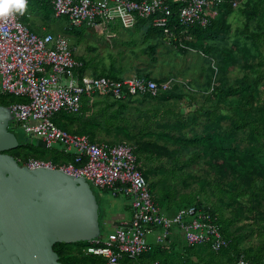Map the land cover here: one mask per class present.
<instances>
[{
  "label": "built area",
  "instance_id": "1",
  "mask_svg": "<svg viewBox=\"0 0 264 264\" xmlns=\"http://www.w3.org/2000/svg\"><path fill=\"white\" fill-rule=\"evenodd\" d=\"M55 17L79 27L87 23L99 32L110 30L118 20L126 28L155 27L168 42L191 40L190 28L207 27L223 5L238 9L243 0H47ZM29 0H27V3ZM143 21V22H142ZM178 29V33L175 31ZM111 33V32H109ZM113 34V33H111ZM190 49V48H189ZM83 62L75 48L61 33H39L19 13L0 19V93L18 100L6 105L18 124H24L30 137H39L43 146L72 161L52 157L28 156L19 160L31 169L57 168L75 178L109 190L113 195L131 198V219L117 227L105 240L92 239L87 254L101 256L105 264H126L152 249L149 239L162 244L176 225L190 246H209L215 253L229 248L232 239L222 233L218 217L206 206H182L168 215L155 199L148 180L137 165L135 147L126 142L93 141L87 134L72 133L54 118L60 114H79L84 99L93 95L123 100L128 96L157 95L168 90L176 78L157 82L142 76L122 80L82 72ZM35 121V124H32ZM158 228L157 233H153ZM151 264H161L154 260ZM234 264H249L243 253Z\"/></svg>",
  "mask_w": 264,
  "mask_h": 264
},
{
  "label": "rangeland",
  "instance_id": "2",
  "mask_svg": "<svg viewBox=\"0 0 264 264\" xmlns=\"http://www.w3.org/2000/svg\"><path fill=\"white\" fill-rule=\"evenodd\" d=\"M51 17L50 22L54 25L65 23L64 17L56 18L53 14ZM230 23L232 25L230 43L233 39H239L241 44L238 49L232 48V54L227 55L226 65L220 69L216 64L217 59L212 55L205 56L199 47L189 46L188 51L181 52L176 47L169 45L168 42L161 41L160 38L152 41L157 46H155L154 53H149L150 45L143 38L145 28L141 29L137 26L126 28L118 20H114L110 22L112 28L106 30L107 32L103 35H99L102 34L99 31H93L94 29L89 31L87 23L79 27H72L66 22L63 32H67L70 42L79 49V54L88 59L87 63L93 73L113 69L116 73L123 71L133 76L135 71H152L159 76L160 80L176 78L187 83V87L180 93L182 97L175 96L165 99L162 97L149 98L143 95L134 100L123 102L125 107H122V104L115 105L106 99L96 105L88 106L83 109L81 114L70 116L69 119L75 120L73 125L76 131L92 135L96 140L126 141L134 146L138 141L142 143L154 141L159 146L167 147L170 152L172 151L171 155L168 150H161L166 155H161L156 160L146 159L144 161L145 165L152 168L151 182L158 190L159 201L162 204H168L170 200H173L179 205L192 203L201 198L205 203L215 205L214 208L220 220H223L221 223L224 225V230L228 233L231 231L229 234H234L238 244H241V248L249 249L251 245L256 246L264 242V238L254 237L253 228L246 220V216L245 218H242L243 216L235 217L233 214V209L240 211L238 210L241 209L240 204L243 207L246 205L245 198L235 204L230 199V191L227 189L228 178L220 177L218 174L214 175L212 173L214 170L207 165L210 151L200 142L179 145L174 140L176 127L172 126V121L170 127L169 121L165 122L169 117V119L173 118L174 114L179 116L181 114L185 120L182 133L186 138H192L194 133L200 130L199 127L193 128L194 122L199 123L201 119L205 118L202 109L218 107L220 111L222 109L223 113L231 116V119L222 121L224 125L222 130L229 127L231 132L227 138V146L245 144L246 147H253L259 145L255 136L249 134L248 127L244 130L237 128L235 122L239 123L245 117L256 123L261 133H264V17L259 21H252L249 29L245 30V18L238 9L230 18ZM77 31L80 34L87 32L78 40L73 39L72 41L70 37ZM191 40L195 41L193 35ZM242 46H245L246 50ZM213 52L217 56L221 57L222 55L220 50ZM244 76H247L245 81H243ZM241 83L248 86V89L244 91V96L251 100L248 105H244V100L239 94L225 97H222L220 93L213 97L210 96L211 93L208 94L213 92L214 85L228 88ZM16 100L18 98L3 96L0 93V103L4 106L9 101ZM148 109H154L157 112H147ZM168 109L173 112L164 114L163 111L168 112ZM35 123L32 121V124ZM6 126L15 133L19 145L24 150L32 153L37 152L41 157L46 158L60 153L55 151L57 146L54 149H47L34 141L41 139L35 136L30 137L25 132L24 124H18L12 115ZM139 126H143L140 132L138 131ZM169 135H172L173 139H168ZM13 153L17 154L15 151ZM89 184L101 212L100 228L96 239L105 240L112 230L109 220L117 216L119 212L128 213L131 198L124 194L115 196L109 190L96 187L90 182ZM246 199L248 200L249 197ZM253 204H255L254 201ZM223 215H226L230 221L224 220ZM175 236L183 241H174L177 244L173 246L171 242L172 237ZM184 245L183 232L174 225L168 239L162 243V246L167 249L166 254L162 256V264L231 263L227 254L214 253L207 248H196L184 259L182 256L189 253ZM254 252H249L248 256L253 257Z\"/></svg>",
  "mask_w": 264,
  "mask_h": 264
},
{
  "label": "trees",
  "instance_id": "3",
  "mask_svg": "<svg viewBox=\"0 0 264 264\" xmlns=\"http://www.w3.org/2000/svg\"><path fill=\"white\" fill-rule=\"evenodd\" d=\"M48 4L49 2L45 0ZM50 10L52 11V8L49 4ZM242 15L245 18V30L249 29V25L252 21H259L261 18L264 17V0H243L242 5L238 8ZM238 9H234L228 4L223 5L220 8L219 14L212 19L211 23L207 27H200L198 25H195L190 28V32L195 37L194 40H183V42L188 46L193 47H199L203 54L205 56L212 55L214 58L217 59L216 64L217 67L220 69H223L226 65L225 61L227 58V55H231L233 49H238L240 47L241 41L239 39H233V41L230 43L229 39L231 36V29L232 25L230 23V18L233 16L234 12ZM53 13V11H52ZM54 15V14H53ZM143 22V21H142ZM141 28V27H139ZM142 29V28H141ZM178 33V29L175 30ZM160 35L162 36V31L160 29H157L155 27H149L146 28L143 32V38L152 39V38H159ZM169 43V42H168ZM152 44V43H151ZM169 45H172L176 47L181 52L188 51L187 48H184L179 45L177 41H171ZM231 47V48H230ZM233 48V49H232ZM243 49L246 50L245 46H242ZM155 45L151 46V50L154 51ZM214 50H220L221 57L216 53H214ZM219 52V53H220ZM243 53V52H242ZM227 69V66H226ZM101 75V74H99ZM110 77V76H108ZM114 79L122 80L117 77H112ZM146 79H153L157 82L164 81L157 78H150V76H145ZM247 79V76H244L243 81ZM166 80V79H165ZM183 81V80H182ZM187 87L186 82H175L172 84V87H170L168 90L160 91L157 95H151V94H145L144 96H147L149 98H165V99H171L175 96L182 97L181 92H183L184 88ZM213 92L211 93V97L221 94L222 97L225 96H231L235 94H239L241 98L244 100V105H248L251 103L250 98L244 96V91L248 89L247 85H244L241 83L238 86L223 88L220 85H214L213 86ZM143 95L138 96H128L126 99L123 100H115L111 96H100V95H93L88 99H84L83 109L88 108L90 105H96L97 103L101 101H105L106 99L109 101H112L113 104H122V107L126 106L123 102L134 100L136 98H139ZM1 104V103H0ZM118 105V106H119ZM151 108L153 106H150ZM81 111V113H82ZM147 112L155 111L154 109H148ZM172 110L168 109V112L163 111L164 114L171 113ZM177 112V111H174ZM79 113V114H81ZM79 114H60L54 118V120L62 127H64L66 130L72 132V133H79V134H85L82 132H78L75 130V126L73 125L75 120H70V116H76ZM173 114V113H172ZM171 114V115H172ZM202 114L205 116L204 119H201L199 123L196 121L194 122V127H199V132L196 131L194 133V136L192 138H186L185 134L182 133L184 122L183 116L174 114L173 118L165 120V122H168V125L170 127L171 121L172 126L176 127V131H174V140L176 143H179V145L187 144H195L197 142H200V144L207 148L210 152V157L207 160L208 167L212 168L214 171L212 172L214 175L218 174L220 177L228 178L229 180V186L227 189L230 191V199L237 204L240 202L243 198H245L244 203L246 204L244 207L242 204L241 209H238L240 211L234 210L235 217L243 216L242 218H245L248 221V223L251 224V227L253 228V235L254 237L258 238H264V133H261L259 126L256 125V123L251 122L247 120L245 117L241 122L238 123L236 121V127L242 128L243 130L248 127L249 134L255 136V138L259 141L258 146H249L246 147L245 144L238 145V146H227V138L230 136V128H226V130H222L224 125L222 124L223 120L231 119V116L223 113L222 109L218 107L215 108H203ZM141 127L139 126V132L141 131ZM230 132V133H229ZM171 133V132H170ZM89 136V135H88ZM163 136V135H162ZM91 140L93 141H99L102 139L96 140V138L92 135H90ZM173 139V136L169 135L168 139ZM109 142H118L119 140H106ZM245 141V139H243ZM134 146V145H133ZM135 147V153L137 155V165L138 168L142 171L145 178L148 180L150 188L152 192L155 195V199L158 202V204L162 207V209L168 213V208H163V206L159 203V200L157 198V194L155 192V184L151 182L152 177L150 176V173L152 172V168L150 166L145 165L144 161L146 159H153L156 160V158L160 157L161 155H166L161 150H168V153L171 155L172 151L170 152L167 147L159 146L154 141H145L144 143L138 141ZM251 147V148H250ZM17 152V154H14L13 152ZM10 154L15 156V158L19 161L23 160L24 158L28 157V155H34L39 156L40 155L35 152L32 153L31 151H26L23 149L21 145H18L17 148L9 151ZM63 161L68 162L73 160L72 154L63 155ZM53 160L59 161L58 158L53 157ZM86 182V181H85ZM246 197H249L247 200ZM247 201V202H246ZM254 201L255 204L252 205V202ZM206 205L213 214H215L218 217V222L220 224L222 233L226 235L227 237H230L232 239L231 244L229 248H226L222 250L221 252L227 254L231 260L230 264H234L235 259L238 255L243 253L245 257L249 260V264H264V242L261 244H258L256 246L251 245L249 249L241 248V244L237 242L234 234H229L231 231L226 232L224 230V225H222V219L220 220V217L218 213L216 212V209L214 208L215 205L210 203H205L201 200V198H198V200L193 201L192 203H182L179 204V208L182 206H188V205ZM239 205V206H240ZM246 214V215H245ZM223 219L226 221H230L226 215H223ZM168 239V238H167ZM264 240V239H263ZM89 241L79 237L78 241L72 242V243H63L59 242L54 245V250L58 253L59 259L64 262L65 264H105V260L101 256H96L94 254H87L85 251L86 246L88 245ZM184 243V242H183ZM177 242L173 243V246H175ZM189 251V253H185V255L182 256V258L186 259L190 254L191 251H194L196 248H207L211 252V248L209 246H190L186 243L184 245ZM162 244H154L152 246V249L142 255L140 258H138L135 261H126V264H151L154 260H159L162 264V256L166 254L167 249ZM254 252V256H248L250 255L249 252ZM235 252V253H234ZM215 253V252H214ZM230 254V255H229Z\"/></svg>",
  "mask_w": 264,
  "mask_h": 264
},
{
  "label": "water",
  "instance_id": "4",
  "mask_svg": "<svg viewBox=\"0 0 264 264\" xmlns=\"http://www.w3.org/2000/svg\"><path fill=\"white\" fill-rule=\"evenodd\" d=\"M0 104V264H65L54 245L96 238L100 209L89 182L57 168L31 169Z\"/></svg>",
  "mask_w": 264,
  "mask_h": 264
},
{
  "label": "crops",
  "instance_id": "5",
  "mask_svg": "<svg viewBox=\"0 0 264 264\" xmlns=\"http://www.w3.org/2000/svg\"><path fill=\"white\" fill-rule=\"evenodd\" d=\"M52 11L50 10V7H49V4L45 1V0H29V2L27 3V6H26V9L24 11L23 14H20L19 13V16L21 19L24 20V22H26L31 28H33L35 31L39 32V33H45V32H53V33H61V34H64L67 38H68V34L67 32H63V29H64V25L66 24V19L64 20L65 23H62V24H59V25H54L52 24L50 21H51V15H52ZM50 15V16H49ZM54 16V15H53ZM55 17V16H54ZM58 18V17H56ZM89 27V31H91L92 29H94L93 27H91L90 25H88ZM137 27H140V26H137ZM65 31V29H64ZM93 31H97L96 29H94ZM87 32V31H86ZM85 32V33H86ZM105 32L107 31H103L102 34H99V35H103ZM84 34H80L78 31L75 32V34L71 35L70 39H73L74 40H78L79 38L83 37ZM97 33V32H96ZM118 34H122V33H118ZM125 34V33H124ZM70 35V34H69ZM128 36V35H127ZM129 37V36H128ZM139 38V37H138ZM137 38V39H138ZM161 39V41H164V42H168V39L162 34V36L160 35L159 37ZM136 39V40H137ZM69 40V38H68ZM131 40V39H130ZM156 40L155 38H152V39H145L144 38V41L149 43L148 45L149 46V49H151V46L152 45H155L157 46L156 43L153 44L152 41ZM70 42V40H69ZM77 42V41H76ZM136 42V41H134ZM71 43V42H70ZM152 43V44H151ZM71 45L75 48V53H76V58L83 62V69H81L82 72H87V73H90V74H94V75H105V76H110V77H117L119 79H125V78H128V77H131L128 73L126 72H123V71H120V72H117L114 71L113 69L110 70V71H103V72H92L90 70V66L88 65V59H86V57H82L79 51V49L75 46V44H72ZM77 45V44H76ZM148 49V50H149ZM149 53H154L152 50H149ZM154 59V58H153ZM142 76V77H145V76H150V78H157L159 79L158 75L155 73V72H152V71H135L134 75L133 76ZM36 141L38 144H42L43 142L41 140H34ZM43 145V144H42ZM55 151H58V150H55ZM61 153V152H60ZM53 154V157H56L58 158L59 160H62L63 159V154ZM155 192L157 194V197H158V200H159V195H158V190L157 188H155ZM159 203L163 206V208H168V215H173L177 209L179 208V205H177L176 203H174L173 200H170L168 202V204H162V202L159 201ZM168 205V206H167ZM130 206V205H129ZM128 207V205H127ZM128 213L126 212H119L117 216H114L113 218H111V220H109L110 224L112 225V231H114L117 227H120L124 224H127L129 222V220L131 219V214H132V211L130 209V207H128ZM105 217V216H104ZM103 217V218H104ZM106 219V217H105ZM105 221V220H104ZM106 222L107 219H106ZM159 230L158 228H155L153 233H157ZM152 235L149 236V239L152 243L155 244V240H154V237H152ZM179 240H182L181 238L179 237H172V242L171 244L174 243V241H179ZM183 241V240H182Z\"/></svg>",
  "mask_w": 264,
  "mask_h": 264
},
{
  "label": "clouds",
  "instance_id": "6",
  "mask_svg": "<svg viewBox=\"0 0 264 264\" xmlns=\"http://www.w3.org/2000/svg\"><path fill=\"white\" fill-rule=\"evenodd\" d=\"M27 0H0V19L7 18L14 13L23 14Z\"/></svg>",
  "mask_w": 264,
  "mask_h": 264
}]
</instances>
